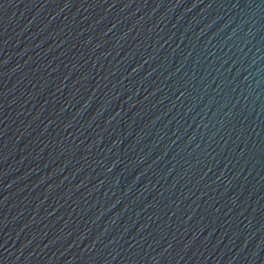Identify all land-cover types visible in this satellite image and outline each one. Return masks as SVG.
<instances>
[{
    "label": "water",
    "instance_id": "1",
    "mask_svg": "<svg viewBox=\"0 0 264 264\" xmlns=\"http://www.w3.org/2000/svg\"><path fill=\"white\" fill-rule=\"evenodd\" d=\"M0 264H264V0H0Z\"/></svg>",
    "mask_w": 264,
    "mask_h": 264
}]
</instances>
